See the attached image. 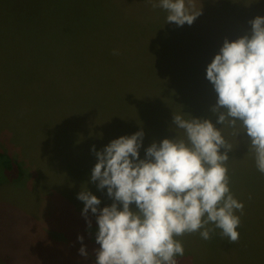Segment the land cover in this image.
Here are the masks:
<instances>
[{"label":"rangeland","instance_id":"obj_1","mask_svg":"<svg viewBox=\"0 0 264 264\" xmlns=\"http://www.w3.org/2000/svg\"><path fill=\"white\" fill-rule=\"evenodd\" d=\"M192 2L202 14L180 27L146 0H0V152L24 172L0 182V264H95L98 225L89 212V229L77 196L86 185L101 208L113 201L90 180L93 146L142 129L143 159L152 143L176 139L174 113L223 127L207 67L226 39L251 34L264 0ZM223 134L244 204L239 241L219 229L207 241L186 234L178 264H264V174L246 133Z\"/></svg>","mask_w":264,"mask_h":264},{"label":"clouds","instance_id":"obj_2","mask_svg":"<svg viewBox=\"0 0 264 264\" xmlns=\"http://www.w3.org/2000/svg\"><path fill=\"white\" fill-rule=\"evenodd\" d=\"M146 2L168 13L167 24L180 27L191 26L202 14L192 10V0ZM249 23L251 34L226 39L207 67L206 78L217 94L211 111L221 129L211 120L174 113L176 139L152 143L143 159L142 129L101 151L93 146L98 162L90 180L113 201L101 208V200L86 185L77 196L85 205L82 215L89 229V212L98 225L95 264H178L185 255L178 238L198 233L207 241L217 229L229 242L239 241L241 217L236 213L243 214L244 204L230 188L227 162L233 147L225 128L235 138L247 134L249 153L264 174V17ZM78 240L83 245L84 237ZM79 254L88 257L86 246Z\"/></svg>","mask_w":264,"mask_h":264},{"label":"trees","instance_id":"obj_3","mask_svg":"<svg viewBox=\"0 0 264 264\" xmlns=\"http://www.w3.org/2000/svg\"><path fill=\"white\" fill-rule=\"evenodd\" d=\"M24 172L20 163L11 155L0 152V182L21 180Z\"/></svg>","mask_w":264,"mask_h":264}]
</instances>
